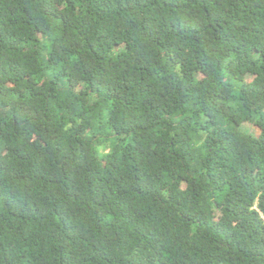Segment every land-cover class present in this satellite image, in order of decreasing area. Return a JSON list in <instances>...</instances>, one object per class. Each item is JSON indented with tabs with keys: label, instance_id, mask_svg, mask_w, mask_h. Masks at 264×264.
Listing matches in <instances>:
<instances>
[{
	"label": "trees",
	"instance_id": "16d2710c",
	"mask_svg": "<svg viewBox=\"0 0 264 264\" xmlns=\"http://www.w3.org/2000/svg\"><path fill=\"white\" fill-rule=\"evenodd\" d=\"M0 264H264V0H0Z\"/></svg>",
	"mask_w": 264,
	"mask_h": 264
}]
</instances>
